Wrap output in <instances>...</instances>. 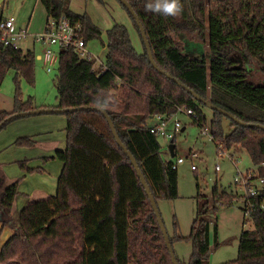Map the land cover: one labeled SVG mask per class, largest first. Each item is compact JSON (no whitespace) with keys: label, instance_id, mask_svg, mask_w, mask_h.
<instances>
[{"label":"trees","instance_id":"obj_1","mask_svg":"<svg viewBox=\"0 0 264 264\" xmlns=\"http://www.w3.org/2000/svg\"><path fill=\"white\" fill-rule=\"evenodd\" d=\"M128 1L160 68L240 120L264 125V0H178L181 10L175 15L146 10L149 0ZM40 2L48 16L65 13L81 22L86 43L101 40V28L87 13L71 10V0ZM121 5L137 27L144 50H136L122 24L107 30L106 40H101L108 48L104 66L96 67L93 55L81 58L72 48L61 49L58 107L104 109L137 159L157 202L179 195L178 169L173 167L177 146L174 140V156L167 147L163 151L148 121L182 107L193 109V122L201 130L208 126L215 143L245 150L264 177V130L242 126L215 110L208 122L207 106L153 67L136 20ZM179 33L200 37L208 50L199 56L187 53L177 41ZM35 58L32 50L0 45V85L11 68L17 79L34 82ZM32 99H24L17 85L14 108L6 111L0 106V122L13 113L35 109ZM65 114L66 147L57 153L63 167L55 195L25 205L16 221L12 208L20 180L8 183L0 177V225L13 231L2 245L0 264H174L146 189L106 117L90 108ZM224 119L230 122L228 133ZM33 143L28 136L14 142L20 147ZM27 163H19L27 173L38 170ZM197 186L196 216L188 235L193 252L188 261L177 256L179 264H209V213L218 204L239 198L219 191L217 184L212 196ZM254 202L249 218L254 227L241 232L236 259L221 264H264V190ZM177 227L174 219L172 244L185 238Z\"/></svg>","mask_w":264,"mask_h":264},{"label":"rangeland","instance_id":"obj_2","mask_svg":"<svg viewBox=\"0 0 264 264\" xmlns=\"http://www.w3.org/2000/svg\"><path fill=\"white\" fill-rule=\"evenodd\" d=\"M71 8L79 13H87L92 21L101 28V40H106V31L116 24L126 26L130 32L131 40L137 51L144 50L142 39L137 27L127 10L118 0H72ZM13 16L16 29H26L30 34H38L44 31L47 22V13L40 0H5L0 2V16ZM100 39L89 41L92 53L99 56L101 60L106 58L107 48ZM177 41L183 49L191 55H198L200 51H207L208 47L200 37L179 33ZM202 45V46H200ZM22 50H32L35 53V78L34 82H28L24 77L16 78V70L8 69L0 85L1 109L12 111L15 104L17 85L24 99L32 97L34 106L55 107L57 99V75L58 62L53 70L48 72L42 58L44 48L36 44L34 46L31 37L25 40ZM52 49L60 53L58 46ZM99 66V62L96 64ZM208 122L213 117V111L205 107ZM178 118L184 128L176 136L177 155L185 158L178 164L179 195L173 200L163 199L158 202L162 218L169 234L174 235V219L178 223L177 231L184 239L174 242L173 246L179 257L188 261L192 256L193 242L188 235L191 231L196 216L198 186L204 195L212 196L213 188L217 184L219 191L226 190L233 194L237 193V186L233 183L237 168L229 158L230 154L238 160L241 171L248 169L256 170L249 154L245 150L238 151L235 146L225 149L224 154L218 152L215 141L209 136L202 135L199 125L193 122V117L180 113ZM228 119H224V130L228 133L231 129ZM66 114L65 113H39L13 119L7 127L0 131V177H5L8 183L20 180V192L27 189L42 187L47 195L33 196L29 203L38 199H46L55 193L58 187V179L62 170V162L57 153L65 150L66 138ZM28 127L34 130H28ZM168 127L172 129L173 123ZM208 127V126H207ZM21 136H31L36 144L32 148H16L12 143L14 139ZM7 138L6 141L2 139ZM165 151V140L159 139ZM196 151L198 155L191 159L190 151ZM170 157V155H165ZM29 159V164L38 168L33 174H26L20 170L17 163L4 166L7 161H21ZM195 165L196 169L192 168ZM217 165L220 170H217ZM22 179V181H21ZM239 195L242 194L241 190ZM239 197V196H238ZM22 196H17L12 208V216L16 217V211L20 207ZM210 218V250L209 264H221L233 259L238 255L239 237L244 229H252L253 222L243 210L242 199L237 198L230 204H218L215 210L209 213ZM9 234L11 231L9 230ZM8 237V236H7ZM0 241V252L2 243ZM3 241V242H2ZM10 264H17L13 262Z\"/></svg>","mask_w":264,"mask_h":264},{"label":"built area","instance_id":"obj_3","mask_svg":"<svg viewBox=\"0 0 264 264\" xmlns=\"http://www.w3.org/2000/svg\"><path fill=\"white\" fill-rule=\"evenodd\" d=\"M15 21L13 16H0V45L22 50V43L31 37L34 46L39 44L44 48V54L41 58L44 60L48 72L53 70V67L59 60V53L57 54L52 49V46H58L60 50L63 48H72L81 58H89L92 55L87 50L82 23L73 21L65 13H62L60 16H48L44 31L38 34H30L26 29H16ZM180 113L196 116L193 109L182 107L179 108L178 112L173 114H157L153 116V118L157 119V123L149 125L150 131L159 139L163 138L168 143V146L175 140L177 133L183 129V123L178 118ZM169 122L173 123L172 129L168 127ZM202 135H207L210 140H214L209 127L202 129ZM216 146L220 154L225 153V149L227 148H225L222 141H218ZM197 155L198 153L196 151L191 150L189 152L191 159ZM229 158L237 168L233 183L237 186L238 190L242 191L240 195L238 194V190L235 194L242 199L243 210L248 218H250V212L255 207L254 199L264 190V177L258 175L257 168L256 170L248 169L244 172L241 171L238 167V160L234 158V155L230 154ZM184 161L185 158L178 157L176 161L174 160L173 167L178 169V164ZM192 168L196 169L195 165H192ZM216 169L220 170V166L217 165ZM261 207L264 208V202L261 204Z\"/></svg>","mask_w":264,"mask_h":264},{"label":"water","instance_id":"obj_4","mask_svg":"<svg viewBox=\"0 0 264 264\" xmlns=\"http://www.w3.org/2000/svg\"><path fill=\"white\" fill-rule=\"evenodd\" d=\"M3 0H0V2H2ZM131 13V15L133 16V18L136 20V23L139 27V30L142 34L143 40L145 42L146 48H147V52H148V56L149 59L153 65V67L159 71L161 74H165L166 76H168L170 79H172L173 81H175L176 83H178L180 86H182V88H184L186 91H188L190 94H192V96L198 101L201 102L203 104H205L208 108H210L211 110H215V111H219L220 113L224 114L225 116L231 118L233 121L237 122L238 124L242 125V126H255L258 128H261L264 130V125L262 124H258V123H247L244 122L242 120H240L238 117H236L234 114H232L231 112L224 110L220 107H218L217 105H215L214 103H212L211 101L203 98L200 94H198L197 92H195L193 89H191L190 87H188L187 85L183 84L181 81H179L177 78L173 77L172 75H170L169 73H167L166 71H164L162 68H160L158 66V64L156 63L154 56H153V52L151 49V45L150 42L148 40L145 28L143 26V24L141 23L140 18L138 17L137 13L135 12L133 6L131 5V3L128 0H119ZM94 109L97 110L98 112H100L101 114H103L107 121L108 124L112 130V133L114 135V137L116 138V141L118 142V144L120 145V147L126 152V154L128 155V157L130 158L133 166L136 169V172L139 176V178L141 179V182L144 186V188L146 189L147 195L150 199L151 205L155 211V214L157 216L160 228L162 230V233L164 235L165 238V242L167 244V248L171 254V258L174 264H179L175 249L173 244L171 243L170 240V236L169 233L167 231V228L165 226L164 220L162 218L161 215V211L159 209L158 206V202L155 199V196L152 193L151 187L141 169V167L139 166L137 159L135 158V156L133 155V153L127 148V146L125 145V143L122 141L117 128L115 126L114 121L112 120V118L109 116V114L102 108H98V107H88V106H81V107H75V108H60V107H44V108H35L32 110H28V111H20V112H16L11 114L9 117H7L6 119H4L2 122H0V130L2 129V127L9 121H12L13 119L19 118V117H23V116H28V115H34V114H39V113H67V112H73V111H77V110H86V109ZM174 147L175 144L174 142H171L169 144V150L172 154V156H174Z\"/></svg>","mask_w":264,"mask_h":264},{"label":"crops","instance_id":"obj_5","mask_svg":"<svg viewBox=\"0 0 264 264\" xmlns=\"http://www.w3.org/2000/svg\"><path fill=\"white\" fill-rule=\"evenodd\" d=\"M71 2H72V0H71ZM70 8H71V3H70ZM46 10V9H45ZM71 10H73L72 8H71ZM74 11V10H73ZM76 12V11H75ZM46 13H47V11H46ZM79 13V12H78ZM3 16V15H2ZM3 17H5V16H3ZM47 18H48V15H47ZM109 30V29H108ZM106 38H107V36H106ZM89 42L87 43V50H88V52L90 53V54H92L96 59H97V62H96V64L99 62V66H103V65H105V62H106V58L104 59V60H101L100 59V57L99 56H96V55H94L93 53H92V49L90 48V46H89ZM107 48V47H106ZM107 53H108V48H107ZM106 56H107V54H106ZM39 58H41V56L39 55ZM96 66V65H95ZM97 67V66H96ZM44 107H48V106H36V108H44ZM55 107H58V105L57 106H55ZM66 122H67V118H66ZM155 123H157V119L156 118H153V117H151V119L148 121V124L149 125H152V124H155ZM170 123V122H169ZM66 128H67V124H66ZM184 129V128H183ZM182 129V130H183ZM28 130H34V129H32V127L31 128H29L28 127ZM21 137H24V136H21ZM28 137H30L33 141H34V143H33V145L32 146H24V147H20V146H16L15 144H14V142L18 139V138H20V137H17L16 139H14V141H12L13 143V145L16 147V148H20V149H28V148H32L35 144H36V141L31 137V136H28ZM7 140V138H4V139H2V141H6ZM166 142V141H165ZM65 147H66V138H65ZM167 147V149H169V146H168V143L166 142L165 143V148ZM171 157V156H170ZM21 161H26V162H28L27 164H28V166L29 167H33V166H31L30 164H29V162H30V160L29 159H25V160H21ZM21 161H7V162H5V163H3V165L4 166H7V165H9V164H12V163H17V166L20 168V170L22 171V172H24V173H26V174H33V173H27L26 171H24L21 167H20V165H19V163L21 162ZM62 167H63V165H62ZM33 168H35V167H33ZM62 171V170H61ZM36 172V171H35ZM61 174V173H60ZM21 181H22V179H21ZM20 188V182H19V187H18V189ZM38 188L39 189H36V188H31V189H27L30 193H27V192H25V191H21L20 192V190H19V193L17 194V196L20 194L21 196H22V199H21V204H20V207L17 209V211H16V217H14V219L17 221L18 220V218H19V214H20V211H21V209L25 206V205H27V204H29V202H30V199L33 197V196H42V195H47V194H49L50 192H47V191H44L43 189H42V187H39L38 186ZM57 193V189H56V191H55V193L53 194V195H55ZM233 193V192H232ZM17 196H16V198H15V201H14V204H15V202H16V199H17ZM14 206V205H13ZM13 213V212H12ZM2 226L0 225V241L3 239V238H5V237H7L6 238V240L12 235V233H13V231H12V229L10 228V227H5L4 229H2ZM9 230L11 231V234H9ZM3 242V241H2ZM6 241H4L2 244H4ZM176 252V251H175ZM176 255L179 257V255L177 254V252H176ZM180 259H182L181 257H179ZM182 260H184V261H186L185 259H182Z\"/></svg>","mask_w":264,"mask_h":264},{"label":"clouds","instance_id":"obj_6","mask_svg":"<svg viewBox=\"0 0 264 264\" xmlns=\"http://www.w3.org/2000/svg\"><path fill=\"white\" fill-rule=\"evenodd\" d=\"M146 10H152L165 15H175L181 8L178 0H149L146 4Z\"/></svg>","mask_w":264,"mask_h":264}]
</instances>
